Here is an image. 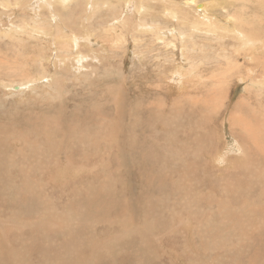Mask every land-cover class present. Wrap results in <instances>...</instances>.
Masks as SVG:
<instances>
[{"label": "rangeland", "instance_id": "obj_1", "mask_svg": "<svg viewBox=\"0 0 264 264\" xmlns=\"http://www.w3.org/2000/svg\"><path fill=\"white\" fill-rule=\"evenodd\" d=\"M11 1L14 3V0ZM86 1H71L69 3L71 7L73 5L71 10L74 9L76 13L82 14ZM116 1L112 0L114 2L112 4L118 10H121V1ZM19 2L17 6L14 3L13 8L20 13L16 11L17 15L4 16L6 14L2 12H6V9L1 5L2 1L0 0V21L4 20L6 22L2 25L3 27H0V180L3 179L4 175L9 176L15 183H20L24 178H27L32 185L33 177L36 182H39V179L45 176L44 171H42L43 167L39 165V159L47 155H55V158L58 155L62 156L61 153L65 151L72 153L74 150V153L70 154L72 159L84 158V154L85 156H91L87 160L90 170L82 172L81 170L62 167L61 171L60 169L53 171L54 173L46 175L48 176H45L46 178L44 177L48 180L52 177L50 186H48V189H44L46 192H53L55 195L60 193L62 196L68 197L71 194L70 190L79 191L77 188L79 186L78 182L83 176L88 178L89 182H92L95 176L98 178L99 181L94 182H100V187L96 188L93 193L94 196H97L99 191H111L112 185L117 186V188L120 187L126 192L123 194L126 195L124 198L119 196L115 206L107 198L105 199L108 204H102L94 200L86 204L81 215L86 217V222H89V224H96L93 217L89 218L93 211L98 218H100V214L111 209H113V213L121 215L123 199L124 201L127 200V202L125 201L127 207L131 204L130 193H133V197L142 200L144 196L135 192L144 188L148 191L147 188L149 189L152 186L147 185L150 183V179L147 181L146 179L152 177L155 178L152 185L159 186L154 191L155 203L158 205L161 202L158 207L154 208L155 212H159L156 214H160L162 218L165 216V205L162 206V204H172V208L176 209L174 212L176 216L173 218L168 210L166 213L165 231L170 243L167 245L163 243L161 246L160 241H156L160 255L165 252L164 256L159 259V264H177L176 260H182L181 258L186 255L185 251L191 255L189 259L193 263L190 260L188 263V260H186L182 264H264V215H262L264 214V190L261 192V189H264V182H262L264 180V0H197L198 4L203 5L201 8H197L195 5L193 7L188 6L190 3L188 0H142L143 6L146 5L143 11H141L140 5L133 6V8L136 12H142L141 20L145 21L140 22H142L141 24L144 23V29L134 27L137 18L135 15L134 19H130L133 26L126 23L128 27H119L109 31L104 29L103 26L88 29L92 33L93 39L97 40L99 44H94V53L88 45L87 48H82L81 52H90V58L86 59L84 69L80 70L76 69V66H78L76 61L72 60L71 62L75 66L70 63L68 68L66 63L58 60L57 56L64 55L63 52L68 50L65 45V41H68V39L57 36L54 32L55 29L47 28L41 31L38 29L40 35L37 37L35 36L38 35L36 30H32V32L29 29L24 30L16 26L22 21H26V19L28 21L35 19L33 17L41 21L46 18V16L39 18L34 14L35 11L38 13V9L34 7L35 1L19 0ZM31 2L34 9L31 7ZM76 3L79 4L75 9L74 5ZM136 4H138V0ZM22 7L23 10H21ZM106 7L103 8V12L108 13ZM170 11L173 13L172 15L169 13ZM63 13L66 14L67 12L64 11ZM63 13L61 15L64 17L68 15V13L66 15ZM168 16L170 17L167 18ZM205 17L212 20L210 26L202 24L203 21H207ZM47 19L49 20V18ZM79 19L81 20V17ZM13 21L16 25L11 26ZM45 21L47 22L46 19ZM191 22H193L191 25L194 27L193 30L191 26L189 27ZM51 23L54 24V21H51ZM195 24H201L202 26H195ZM234 25L237 29L235 33L233 32ZM15 27L19 28L16 29ZM5 29H9L10 32L9 30L5 32ZM134 29L136 30L135 33ZM156 29L158 31L167 30V34L161 33L165 39L157 38ZM61 30L64 31V34L67 33L66 36L71 34L64 28ZM190 33H193V35ZM77 34L83 36L85 33L80 30L77 31ZM55 39L57 40L55 41ZM82 41L84 42L81 39V43H83ZM61 43L64 44L66 50L65 47L61 46ZM59 44L60 46H58ZM71 46L70 50H72ZM70 52L73 53V59V57H77L78 54L76 53L79 51L76 52V48H74V51ZM108 82H110V88ZM16 86L22 88L16 89ZM105 89L111 91L114 96L124 91L127 99L134 106V110H130L131 108H128L129 106L126 103V107L129 109V116L127 115L126 120L129 118L128 120L131 122L127 120L128 123H126L124 121L125 116L122 118L121 124L125 122L127 125L124 123L123 128H121L122 125L119 124L120 134L119 131H116L117 129H114L117 135L121 137L113 145L116 146V149L125 144L128 147L131 140L143 139L142 135L144 136V134L148 139L153 138L159 148L167 152L165 153L167 158L174 163H178L181 169L179 172L182 181H173L174 184L171 183V179L163 181H169L167 183L168 187L170 183L176 187L174 192L178 191V195H174L175 200L166 196L168 193L167 186L162 188V182L157 184V177H161L162 174H157L156 177L155 172H151L155 169L150 167L147 170H143V168L135 169L137 177L132 176L133 182L131 183V177L124 175L130 169L126 170L129 161L127 157L121 154L122 150L120 152L118 149L114 151L115 156L111 157L109 155L110 159L99 152L94 154L90 150V145H87L90 143L88 138L84 139L86 141L83 140L85 143L82 141V146L75 143L72 135H76L78 131L71 132V128L66 132L70 135L69 138L64 140L63 137L62 139L59 130L65 129L72 120L61 119L62 116L68 114V117H70L77 111L85 110H90L88 112L92 113L96 104L93 106L94 97H90L88 93L92 91L95 93L101 92L99 98L103 99ZM96 103L98 104V102ZM114 110L115 106L112 110L113 115ZM149 114L155 115L154 118H150ZM36 116H45L54 121V123L47 125L45 129L47 133L53 135L52 141L58 144L57 150L52 154L44 153L43 147L40 145L35 146L37 139L32 137L26 140L27 146L25 148L21 149V143L18 141L20 143L18 146L15 139H11L15 142L14 146H9L7 138L9 136L8 131L11 130L9 126L12 125L15 128V136L16 134L20 136L22 135L20 134L21 131L25 133L30 128L28 125L29 119ZM148 121H150L151 126ZM128 127L132 130H127ZM121 129H123V132ZM32 132L33 130L30 132L31 135ZM137 132L141 135L140 137ZM81 134L79 132L75 136L76 139H80ZM31 139H33V142ZM125 139L127 143H124ZM59 145L63 148H60ZM76 146L79 147L78 150L77 148L75 150ZM83 146L84 150L82 149ZM100 146L102 147L103 144H100ZM80 149L83 155L78 152ZM75 151L78 152L77 155ZM195 160L201 162L202 165L198 168L202 174L191 175L195 169V163L193 162ZM17 162H23L24 165L18 166L16 165ZM21 167L23 171L20 170ZM243 167H247L249 172V175L245 177L244 173L240 172ZM249 167L250 169L254 168L249 170ZM28 169L32 178L28 174ZM84 172H89V174H83ZM258 173L262 174L259 175ZM143 175L146 176V179ZM183 178L185 181H183ZM114 180L115 182H113ZM119 181L120 183L122 181L124 185L119 184ZM2 183H0V193H2L0 194V207L10 211L12 209L9 203L14 199L10 198L9 195H7V198L5 196L11 188L9 185ZM76 185L77 187H75ZM246 185L248 188H246ZM85 186L89 187V185ZM20 187L24 188V185H20ZM87 187L81 188L82 191L84 192ZM196 188L200 189L192 195ZM249 189L252 191H249ZM189 191H191V194H189ZM252 192L254 194L259 192L256 193L259 195H254ZM179 194L182 196H179ZM253 195L255 197H252ZM256 196L260 200L263 199V202L257 199ZM56 203L59 206L58 209H62L66 199L59 197ZM80 203H75V205L73 203V208ZM245 203L249 204L246 206ZM182 204L185 209L182 210V214L177 213L178 206L183 208ZM92 206L94 209L91 208ZM189 206L193 210L190 211L199 214V216L197 215L194 218L189 211ZM73 208L71 210H74ZM127 209L129 210H126L124 217L115 220L113 225L105 223L104 228L106 232L113 229L121 231L126 240L136 239L140 241L132 226L133 223L138 222L139 224L140 221H137L136 217L133 216L130 207ZM28 210L29 206L26 207V212ZM151 212L153 214L152 210ZM211 213L215 214L211 215ZM220 213L226 215L219 216ZM261 215L263 220L260 219ZM190 217L193 219H190ZM138 218L141 219V217ZM180 218L184 219L179 221ZM54 219L57 220L51 218V221ZM75 219L78 226L86 223L82 218H76L75 216ZM198 219L202 221L200 235L194 233L196 232ZM75 223L73 222V224ZM203 223L207 224L206 228L202 225ZM209 226L208 230L211 233L206 234V229ZM95 227L98 226L95 225ZM140 228L144 230V227L140 226ZM184 229L188 232L186 235L180 236ZM222 231H227V233ZM3 232L5 230L0 231V243L1 238L5 236ZM100 233V231L97 232L99 237H101ZM16 235L9 234L7 235L8 238L5 236L3 243L15 242ZM194 237L197 238L196 241H194ZM184 239H187V241L191 239L194 244H191L190 241L185 242ZM181 244H184L182 245L184 248ZM211 244H213V248ZM179 247L185 251H181ZM7 248L9 247L7 246L5 249ZM191 249H195L197 252L193 251V254L190 251ZM3 250L4 248H0V252ZM24 250H27V247ZM203 252H205V255L202 254ZM182 253L185 255H182ZM35 254L38 256L39 252ZM196 254L197 257L194 256ZM30 259L32 262L24 260L22 263L34 264L33 255L30 256ZM121 262L125 263L123 259H121ZM152 264L158 263L154 262Z\"/></svg>", "mask_w": 264, "mask_h": 264}, {"label": "bare ground", "instance_id": "obj_2", "mask_svg": "<svg viewBox=\"0 0 264 264\" xmlns=\"http://www.w3.org/2000/svg\"><path fill=\"white\" fill-rule=\"evenodd\" d=\"M1 1H2L1 5L4 6V8L6 9V10L4 9L6 12H2L4 14H6L4 16H8L10 14L17 15L16 14L17 10H15V8H13V7L15 5L16 6L19 5V3H20L19 0H14L15 5H14V3H12L11 0H1ZM26 1H28V0H26ZM29 1H35L34 7L38 9V13L35 11L34 14L39 18H41V16H46L45 19L47 20V22L45 21V19H42V21H41L40 19H36V17H33L35 19H31L29 21H28V19H26V21L21 20L22 22L19 25H16L15 21H13L11 26H14V24H15L16 26L21 27L20 29H24V30L29 29V31L36 30L38 32V35H35L37 33H35L34 35L37 37H39V35H40L39 30L41 31V30H43V29L45 30L47 28H51L52 30L55 29L54 32L57 34V36H60L61 38L68 39V41H65L66 42L65 45L68 48V50H66V47L64 46V44L61 43V46L63 48L65 47L66 51L63 52L64 55L61 54V55L57 56L58 60L60 62L66 63L68 68H69L68 64H70V63L73 64V66H75L74 63L71 62L73 60V61H76V63H78V66H76V69H78V70L84 69V67H85L84 63L87 62L86 59L89 57L90 52H88V53L87 52L86 53L81 52L83 47L87 48V45H88L90 47V50L93 51L92 53H94V51H95L94 44H97L98 42H97V40L93 39L94 37L88 29H91V28L93 29V27L103 26L104 29L109 31L112 29L113 30L118 29L119 27L120 28H124L125 26L128 27V25H127L128 23H130V24L133 23V22L131 23L130 19H134V15L137 16V18L134 22V27L135 28H138V27L143 28L145 26L144 23L141 24L142 22L145 21V20H141L142 12L141 13H140V11L136 12L135 9L133 8V6L140 5V9H141V11H143L145 9L146 5L143 6L144 4H142V0H138V4H136L137 0H120L121 1L120 2L121 8H122L121 10L120 9L118 10L116 8V6L112 4V3H114V2H112V0H105V1L104 0H87L85 3V7H84L82 14L76 13L74 9L71 10L73 5L71 7V5L69 3L71 1L73 2V0H29ZM76 1L77 0H74V2H76ZM188 1L190 2L188 6L193 7V5H195V6H197V8L203 7V5L201 3L198 4L197 0H188ZM143 3H144V1H143ZM78 4L76 3L74 5L75 9L77 8ZM28 6H30V5H28ZM105 6H107L106 8L108 10V13L103 12V8ZM31 7L33 8L32 2H31ZM21 10H23V7L21 8ZM42 11H44V12H42ZM64 11H66L68 13V15H66L67 13L66 14L63 13ZM18 13H20V12H18ZM24 13H25V11H24ZM62 13L65 14L66 16L64 17L63 15H61ZM169 13H171V15L173 14L171 11ZM25 16H27V15H25ZM170 16H168L167 18H169ZM22 17H24V16H22ZM52 17H56V18L52 19ZM79 17H81V20L79 19ZM138 17H140V18H138ZM30 18H31V15H30ZM47 18H49V20ZM120 18H122V19H120ZM205 18L207 19V21H203L202 24H204V25L208 24L210 26L212 24V20H208V17H205ZM51 21H54V24H52ZM140 21H142V22H140ZM4 23H6L4 20L0 21V24H1L0 27ZM9 24H10V22H9ZM192 24H193V22H191L189 27ZM157 25H160V24H157ZM199 25H201V24H195V26H199ZM132 26H133V24H132ZM19 27H17V28H19ZM63 28L68 30L69 32H71V34L66 36L65 34H67V33L64 34V31L61 30ZM235 28H236V25H234V28H233L234 33L237 30ZM20 29H19V31H21ZM99 29H100V27H99ZM191 29L193 30L194 27L191 26ZM239 29H241V28H239ZM8 30L5 29V32H7ZM80 30L84 31L85 34L83 36H80L77 34V31H80ZM95 31H96V29H95ZM9 32H10V30H9ZM135 32H136V30L134 31V33ZM166 32H167V30L158 31L156 29L157 38L158 39H160V38L165 39L162 37V35L167 34ZM28 33H30V32H28ZM161 33H163V34H161ZM18 34H20V33H18ZM190 34L193 35V33H190ZM181 35H182V32H181ZM183 35H184V32H183ZM14 37H16V36H14ZM22 39H24V38L22 37ZM51 39H50V41H51ZM81 39L84 40V42L82 41L83 43H81ZM56 40L57 39H55V41ZM247 43H249V42H247ZM58 46H60V44ZM70 46H71L72 50H70ZM251 46H252V43H251ZM62 47H61V49H63ZM74 48H76V52L77 51H79V52L76 53V54H78V55H76L77 57H73V59H72L73 53L70 51H74ZM56 55H58V54H56ZM67 57H69V58H67ZM137 57H138V55H137ZM54 58H56V57H54ZM94 68H96V67H94ZM92 69H93V67H92ZM92 71L94 72V69ZM175 77H176V75H175ZM56 78H58V77H56ZM109 85H110V82H108V86ZM20 87L16 86V89L20 88ZM100 88H102V87H100ZM109 88H110V86H109ZM105 91H106V89H105ZM100 93L99 92L95 93L93 91L88 93V95L90 97H94L93 98V106H95V104H96V107L93 109L92 113L88 112L90 110H88V111L85 110V111H77L74 113L73 116L71 115L70 117H68L69 116L68 114H64L62 116L61 119H72L71 122L66 126L65 129L59 130V134L62 136V139H63V137H64V140L69 138L70 135L66 134V132L71 128V132L78 131V133L79 132H80V134L82 133L80 139H76V137H75L78 133L76 135H72L74 140H75V143L81 144V146H82V144H83L82 141L85 138H88L90 143L87 145H90L89 146L90 150L93 151L94 154L99 152V153H102L103 155L107 156V158L110 159L109 155L111 157L115 156L114 151H116L118 149V151L120 152L122 150L121 154L124 157H127V160L129 161V165H128L126 170L130 169L126 173H124V175L131 177V179H130L131 183L133 182L132 176L137 175L135 169L139 170L140 168L141 169L143 168V170H147L149 167L151 169H155V171H151V172H155L156 177H157V174H162L161 177H159V176L157 177V184L162 182L161 183V185H163L162 188H164V186H167V183L169 182V181L163 182L164 180L171 179V183H173V181H176V180H178V182L182 181V177H181V174L179 172V171H181L179 164L176 162L174 163L171 160H169L165 154L167 152H165L162 148H159L157 142L153 138H150V139L146 138L145 134H144V136L142 135L143 139H134L135 141L131 140V143L128 142L129 143L128 147L126 144L125 145L119 144L120 146L116 149V146L113 145V143H115L116 141H119L121 136L119 137V135H117V132H115L114 129H117L116 131H119L120 130V128H118L119 124L122 125L121 128H123V124L129 119L128 118L126 120V117L129 114L128 108H131L130 110H134V106L131 105V102H129L130 100L127 99L124 91H123V93L118 94L116 96H114L113 93H111V91H106L103 94L104 96L102 95L103 99L99 98ZM83 98H85V97H83ZM132 99H135V98H132ZM96 102H98V104ZM126 103L129 106L128 108L126 107ZM113 104L115 106L114 115L112 114V110L114 108ZM143 110H145V109H143ZM153 114H149L148 116L153 119L155 116V115L153 116ZM134 115H135V113H134ZM123 117H124L125 122L123 121L124 123L121 124ZM140 119H142V118H140ZM114 120H115V122H113ZM128 121H130V120H128ZM149 122L150 121H148V123ZM52 123H54V121L48 117L36 116L32 119H29L28 125L30 126V128L29 129L27 128V129L30 131L27 130V132H25V133H23V131H21L22 133L20 132V134H22V135H20V136H18L17 134L15 136V131H14L15 128H13V126L10 125L9 129H11V130L8 131L9 136L7 137L9 140V146H14V143L16 142V144L18 146L21 143V147H20L21 149L25 148L27 146L26 140L30 139V137H32V138L37 139L35 146L40 145L43 147L42 150L44 153L52 154L55 150H57L58 144H55L52 141L54 138L53 135L51 133H47V131L45 130L46 126L50 125ZM126 123H128V122H126ZM141 124L144 125L143 123H141ZM149 125H150V123H149ZM138 127L140 128V126H138ZM128 129L132 130L129 127L127 128V130ZM32 130H33V132L31 135L30 132ZM122 130L123 129H121V131ZM143 132H144V129H143ZM143 132H142V134H143ZM118 133L120 134V131ZM10 134L13 136H11ZM131 134H133V133L131 132ZM137 134H138V132H137ZM138 135H139V137L141 136L140 134H138ZM125 136H127V134H125ZM11 139H15V142L11 141ZM31 140L33 142V139H31ZM84 141H86V140H84ZM143 141H144V143H143ZM124 143H127L126 139H125ZM100 144H103V146L101 147ZM121 144H122V142H121ZM84 145H86V144H84ZM62 146H64V144H62ZM62 146H60V148H63ZM78 146L80 147V145H78ZM79 147L77 148V146H76L75 150H76V148L78 150ZM82 149L84 150V146ZM86 149H87V147H86ZM73 151H72V153H74ZM80 151H81V149L78 152H80ZM14 152H16V151H14ZM78 152H76V155ZM72 153L65 151V152L61 153L62 156L58 155V157L54 158L55 155H47V156L43 157L44 159L43 158L39 159V165L41 167H43L42 171H44L45 176L48 174L54 173L53 171H56L59 169L61 171L62 167L71 168L73 170H81L82 172L86 171V170H90L88 165H87V162H88L87 160H88V158H91V156L86 155L87 156L86 157L85 154L83 155V153H81L84 158L72 159L70 157V154H72ZM79 157H82V156L80 155ZM1 160H2V158H1ZM137 160H138V162H137ZM193 162L195 163L194 165H195L196 171H195V169L193 172L190 171V172H192L191 175L202 174L201 170L199 169L202 165L201 162L196 161V160ZM16 165L22 166V165H24V163L23 162H17ZM194 165H193V167H194ZM35 166H37V165H35ZM253 168L250 169V167H249V170H253ZM247 169H248L247 167L246 168L243 167V170H240L241 173H244V177L249 175V172ZM20 170L23 171L22 167L20 168ZM259 170H260V168H259ZM251 173H252V171H251ZM28 174L31 176L29 169H28ZM83 174H89V172H84ZM256 174H254V175H256ZM261 174H259V175H261ZM46 177H48V176H46ZM31 178H32V176H31ZM33 178H32V181H33L32 185L30 184L31 182L27 178H24L23 181L20 183H15V181L11 180V178L9 176L4 175L3 179L0 180V183L3 182L5 184L9 185L11 188V190L9 192H6L5 197L7 198L8 197L7 195H9L10 198L14 199L10 203L8 202L10 204L12 210L6 211L5 209H2L3 207L2 208L0 207V227H1L0 231L2 232V230H5V232H3V234L5 236H7L9 234H15L16 235L20 232L18 235H16L15 242H13V243L7 242L6 244H4L3 240H4L5 236H3L1 238L0 248L1 249L4 248V250L2 252H0V264H5L7 262H9L10 264H23L22 262L24 260L30 261L31 260L30 256H32V255L34 256V264H98L101 262L103 264H152L154 262H157L158 264L160 263L159 259L162 256H164L165 252H163V254L160 255L159 247L157 246L158 244H156V241L157 240L160 241L161 246L163 245V243H165L166 245L170 243L168 240L167 232L165 231L166 230V219H167L166 213L168 210L169 214H171V216L173 218L174 216H176L174 214L176 209L174 207L172 208V204L171 205L169 203H168L169 205L162 204V206L165 205V207H164L165 212H166L165 216L162 218L160 216V214H158V215L156 214L159 212H155L156 210L154 211V208L158 207L161 202H159L158 205H157V203H155L154 191L156 190L155 189L156 187L159 188L158 185L157 186L152 185L154 183L153 181H155L154 180L155 178L153 179L152 177H147V179H146V176H144V179H146V181L150 179L151 184L149 183L147 185H151L152 187L149 188L150 190L147 188L148 191H146V188H144V189H141V190L135 192V193L142 194L144 196V197H142V200L139 199L138 197H133L132 196L133 193H130L131 194V198H130L131 204L129 203L130 204L129 207L132 209V211L131 210L130 211L133 212V216L136 217L137 221H140L139 224H138V222H136V223H133L132 226L135 229L136 235L139 236L140 241H137L136 239H132V241L126 240L124 238V234L121 231H119L117 229H113L112 231L106 232V229L104 228L105 223L108 225H113L115 220H117L120 217H124V215L126 214V210L127 211L129 210V209H127V208H129V207H127V203H125V201L127 202V200L124 201V199H123V206H121L122 207V214L121 215H119L118 213H113V209H111L108 212H103L102 214H100L99 215L100 218H98V217H96L97 215L95 214L94 211L91 212V215L89 216V218L93 217L94 221L96 222L95 225L98 226L97 228L95 227V225H92V224H89V222H86V217L81 215V213L83 211L82 210L83 207L86 204H88L91 200H94L95 202H99L102 204H108L107 203L108 201L105 199V198H107L110 201H112V203L115 206L117 204V200H118L119 196L121 198H124V196H126V195H123L124 193H126L125 191H123L124 189L122 190V188L120 189V187L117 188V186L112 185L111 191H108V190L99 191V194L97 196H94V194H93L94 191L96 190L97 187H100L99 186L100 182L99 183L94 182L96 180L99 181L98 178L95 176V179L92 182H89V179L86 178L85 176H83L80 179V181L78 182L79 186L78 187H77V185L75 186L79 189V191L76 192L74 189L70 190L71 194L68 197H64L60 193H59V195H55L53 192H46L44 190V189H48V186H50L49 184L51 182L50 180L52 179V177L50 180L45 179V178L43 180V178H40L39 182H36V180ZM259 179H261V178H259ZM141 181L143 182V180H141ZM183 181H185L184 178H183ZM113 182H115V180ZM262 182H264V180H262ZM121 183H122V185H124L122 181H121ZM121 183L119 181V184H121ZM171 183L169 184V187L167 186L168 187L167 188L168 193L166 196L169 198H173L175 200L174 195H178V191L174 192L176 187L173 186L174 183L173 184H171ZM246 183H248V182H246ZM251 183H253V182H251ZM155 184H156V182H155ZM20 185H24V188L20 187ZM85 185H89V187H87ZM249 186H251V185H249ZM253 186H254V184H253ZM84 187H87V189L83 192L81 188H84ZM246 188H248V186ZM52 189H54V188H52ZM199 189L196 188L193 191L192 195L196 194L197 190H199ZM241 189H242V187H241ZM253 190H255V189H253ZM263 190L264 189L262 188L261 192ZM54 191H55V189H54ZM182 191H180V192H182ZM249 191H252V190L249 189ZM128 192H130V191H128ZM238 192H240V191H238ZM256 193H259V192H256ZM256 193L254 194L252 192V194H254V195H257ZM0 194H2V193H0ZM161 194H163V193H161ZM189 194H191V191H189ZM244 194H245V192H244ZM180 195L181 194H179V196ZM254 195L252 197H255ZM261 195H262V193H261ZM166 196H164V197H166ZM257 196H256V198L259 199ZM59 197L66 199V203L63 204L62 209H58L59 206H57L58 204L56 203ZM127 198H129V197H127ZM247 199H246V201H247ZM260 201L263 202V199ZM3 202H5V201H3ZM73 203H74V205H75V203H80V204L78 206H76L75 208H73L74 207V206H72ZM247 204H249V203H247ZM247 204H246V206H247ZM27 206H29V210L26 212ZM181 206L183 208L178 206L177 213L180 212L182 214V210L185 209L183 204ZM194 207H195V205H194ZM72 208L74 210H71ZM91 208L94 209L93 206ZM188 208H189V211L192 210L190 208V206ZM151 210L153 211V214H152ZM159 210H162V209H159ZM208 210H210V209H208ZM190 213L194 218L197 215L199 216V214H194L191 211H190ZM127 214H129V212H127ZM214 214L211 213V215H214ZM225 215L226 214H224V213H220L219 216H225ZM262 215H264V214H262ZM262 215L260 216V219H261ZM75 216H76V218H82L83 221H85L86 223L85 224L83 223L82 225L78 226L77 221L75 219ZM113 216H115V217H113ZM138 217H141V219H139ZM51 218H56L57 220L54 219L53 221H51ZM183 219L184 218H180L179 221H182ZM190 219H193V218L190 217ZM196 220H197V218H196ZM223 220H224V218H223ZM261 220H263V219H261ZM199 221L200 220L198 219V221L196 222V232H194V233H197V234L199 233V235H200V233H201L200 226H201L202 221H200V222ZM73 222H76V223L73 224ZM97 222H99V223H97ZM250 222H252V221H250ZM215 224H216V221H215ZM27 225H28V227H27ZM139 225L141 227H144V230L142 228H140ZM202 225H204L205 228L207 226V224H204V223ZM218 227H220V226L218 225ZM227 227H228V225H227ZM209 228H210V226L206 229V234L211 233V231L208 230ZM212 228H213V226H212ZM217 229H219V228H217ZM98 231L101 232L100 233L101 237H99L97 235ZM177 231H178V229H177ZM187 232L188 231L184 229L180 236L186 235ZM222 232L227 233V231H222ZM163 233H165V234H163ZM3 234L1 233V235H3ZM111 234H113V235L110 236ZM149 235L151 238L149 237ZM206 237H207V235H206ZM209 237H211V236H209ZM7 238H8V236H7ZM196 239L197 238L194 237V241H196ZM184 240H185V242L190 241L191 244H194V243H192L191 239L188 241H187V239H184ZM211 240H209V241H211ZM211 243H213V242L211 241ZM240 243H242V242H240ZM182 245H184V244H181V246ZM212 245L213 244H211V246ZM7 246L9 248L5 249ZM26 247H27V250H24V248H26ZM213 247L214 246H212V248ZM179 248L181 249V247H179ZM185 248L187 250L186 246H185ZM124 249H126V250H124ZM182 250L183 249H181V251ZM183 251H185V250H183ZM190 251H192V252L196 251L197 252V250H195V249H191ZM218 251H219V249H218ZM37 252H39L38 256L35 254ZM194 252H193V254H194ZM185 253H186V255L184 253H182V255L184 254L185 256H188V257L186 259L184 258L185 256L183 257L184 259L181 258L183 261L182 260H176L177 264H182V262H184L186 260H188V263H189V260H190L189 257L191 255L188 254L186 251H185ZM204 253L205 252H203L202 254L205 255ZM54 256H56V257H54ZM194 256L197 257L198 255L196 254ZM192 258H194V257L192 256ZM121 259H123L125 263H122ZM149 259H153V260H149ZM177 259H178V257H177ZM195 259H197V258H195ZM30 262H32V261H30ZM190 262L193 263V261H191V260H190ZM28 264H30V263H28ZM171 264H173V263H171Z\"/></svg>", "mask_w": 264, "mask_h": 264}]
</instances>
